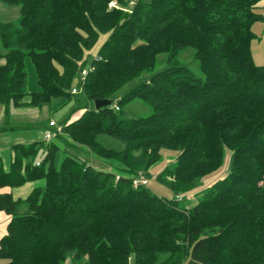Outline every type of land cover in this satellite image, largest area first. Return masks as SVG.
Here are the masks:
<instances>
[{"label": "trees", "instance_id": "1", "mask_svg": "<svg viewBox=\"0 0 264 264\" xmlns=\"http://www.w3.org/2000/svg\"><path fill=\"white\" fill-rule=\"evenodd\" d=\"M130 1L0 0L21 13L17 24L0 20L6 117L11 106L71 100L85 53L103 33L80 93L112 102L62 123L66 139L13 145L9 169L0 158V189L38 183L24 199L0 192V211L11 215L2 264H264V64L253 61L251 46L263 0ZM187 48L203 78L180 63ZM160 54L166 68L155 71ZM27 58L38 91L27 90ZM146 72L148 80L116 98ZM133 100L151 113L124 117ZM61 143L117 165L106 171L72 155L57 162ZM162 149L177 151L156 175L170 199L133 186ZM227 152L229 173L192 207L179 206L177 196L221 168ZM22 206L29 211L19 214Z\"/></svg>", "mask_w": 264, "mask_h": 264}, {"label": "rangeland", "instance_id": "2", "mask_svg": "<svg viewBox=\"0 0 264 264\" xmlns=\"http://www.w3.org/2000/svg\"><path fill=\"white\" fill-rule=\"evenodd\" d=\"M150 1V0H144ZM264 0L259 4L257 8V13L262 15V19L256 21L252 30L256 35L252 40V56L253 61L258 65L264 64ZM21 16L20 8L16 6H8L3 3H0V20L3 22H13L15 24L18 23L19 18ZM108 38V33H103L99 36L96 44L85 53V59L87 60V65L91 63L93 59L98 56V50L102 43ZM179 61L184 66L188 67L197 77L203 78V74L200 69L199 61L194 57V50L192 48H187L182 51L179 55ZM26 69H27V90L29 92H34L39 90V86L37 84V75L35 68L31 59H26ZM166 68V55L160 54L157 57V62L155 66V71H160ZM151 76V72H146L141 75L140 78L134 80L129 83L126 87H124L120 92L117 93L116 98L122 97L126 92L135 87L139 82L148 80ZM74 87H78V81L74 83ZM94 107L93 102H89L86 100L84 95L81 93L75 94V96L71 100H67L65 98H56L50 102V111L48 112V116L50 119L55 120L58 124L69 123L74 119L80 117V115L84 112L85 107ZM151 113L150 106L144 104L140 100H133L129 102L123 108V115L128 119L141 118L149 115ZM36 134L38 136V140H42V132L41 128L44 126L42 123H38ZM26 134V133H25ZM61 135L64 138H68L65 133L60 132L57 133L56 136ZM106 146H116L122 147L121 145L115 143L110 139H101ZM81 146H76L74 148H70L69 146L61 143L60 150L57 153V162L65 155H72L74 157L79 158L82 161L91 164V152L89 154H84L82 150H84ZM86 150H88L86 148ZM177 156V151L170 149H162L161 158L155 163L148 171L145 173L142 171L139 177L143 176L147 180V186L158 196L165 197L167 199L174 198L175 194L161 181L157 180L156 175L160 172L166 165L173 164L175 162V158ZM40 157V156H39ZM99 162H94L96 168H104L107 169L110 166L109 163L117 164L116 161H111L105 158L97 157ZM232 155L230 152H227L225 155V160L221 168L217 171L207 175L203 180H201L195 189L191 190L187 193H180V198L178 200V205L184 208H190L195 205L198 201H200L203 197L207 189L219 178H224L230 170ZM40 161V159H39ZM109 164V165H108ZM5 169H8L6 167ZM111 169V168H110ZM119 175H116V178ZM29 185H25L20 190V193L23 197L27 196L31 190V186L35 187L38 183H26ZM29 211L27 206L23 208V206L19 209L18 213L23 214Z\"/></svg>", "mask_w": 264, "mask_h": 264}, {"label": "crops", "instance_id": "3", "mask_svg": "<svg viewBox=\"0 0 264 264\" xmlns=\"http://www.w3.org/2000/svg\"><path fill=\"white\" fill-rule=\"evenodd\" d=\"M4 60H0V64H2ZM50 111V105H44L40 108L38 107H10L8 117L5 116V108L0 106V158L4 164V167H10L13 158V145L18 143H30L33 141H39L38 136L36 134V129L39 124L42 123L41 131L48 128V123L52 118L48 116V112ZM26 133V134H25ZM82 150L84 154H89V150L83 148ZM91 154V153H90ZM89 154V155H90ZM64 157V156H63ZM62 157V158H63ZM61 158V159H62ZM77 158V157H76ZM79 159V158H78ZM91 165L95 167L94 162H99L98 158L91 154ZM111 167L104 169L98 168L106 171L113 170V168L117 164L109 163ZM108 164V165H109ZM111 168V169H110ZM33 184L34 182H28ZM29 185V184H25ZM25 185L11 188L5 187L0 189V192H11L15 199L18 198H26L29 193L32 191L34 187L31 186V190L27 196L23 197L20 193L22 187ZM25 206H23L24 208ZM11 218V215L6 213L5 211H0V239L3 235L7 233L8 222ZM2 260L0 259V264H2Z\"/></svg>", "mask_w": 264, "mask_h": 264}, {"label": "built area", "instance_id": "4", "mask_svg": "<svg viewBox=\"0 0 264 264\" xmlns=\"http://www.w3.org/2000/svg\"><path fill=\"white\" fill-rule=\"evenodd\" d=\"M133 3H134V0L130 1V4H133ZM109 7L110 8H112V7L119 8V5L116 1H112V2H110ZM89 67H90V64L87 65L81 71L80 76H79V81H78V87L72 88L73 94H78L81 92L84 79L90 70ZM113 107L115 110H119V106L117 104H114ZM62 131H63V125L62 124H58L55 120H50L48 128L44 129L42 132V140L49 142L56 137L57 133H60ZM119 178H120V176H117L116 179L118 180ZM141 185H147V180L143 176L136 177L133 179V186L134 187H138ZM177 198L179 199L180 195H178Z\"/></svg>", "mask_w": 264, "mask_h": 264}, {"label": "water", "instance_id": "5", "mask_svg": "<svg viewBox=\"0 0 264 264\" xmlns=\"http://www.w3.org/2000/svg\"><path fill=\"white\" fill-rule=\"evenodd\" d=\"M112 102L109 99L106 100H96L94 101V107L95 109H100L103 106H108L110 105Z\"/></svg>", "mask_w": 264, "mask_h": 264}]
</instances>
